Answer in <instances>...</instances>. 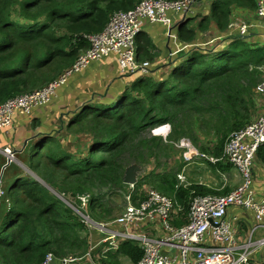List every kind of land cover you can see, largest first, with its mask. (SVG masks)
<instances>
[{"label": "trees", "instance_id": "obj_1", "mask_svg": "<svg viewBox=\"0 0 264 264\" xmlns=\"http://www.w3.org/2000/svg\"><path fill=\"white\" fill-rule=\"evenodd\" d=\"M141 1L0 0V106L57 80L91 47L87 35L102 32L117 11L134 9ZM236 8L255 11L257 0H211L209 14L199 20L191 17L179 26V38L193 45L177 57L167 76L157 78L151 71L136 78L112 102L80 105L61 129L73 130L66 137H89L85 150L77 143L71 151L54 135L29 141L18 156L50 187L17 162L5 169L0 264H43L49 253L60 260L88 252L89 228L57 194L75 204L77 195L90 192L94 218L109 219L112 210L92 190L128 188L123 182L126 168L133 163H152L161 156L170 158L172 141L187 137L200 151L223 157L230 134L257 118H253L258 110L254 96L260 95L256 88L264 75V44L233 36L210 48L196 45V37L197 32L205 33L212 26L222 33L229 31ZM140 34L138 57L152 59ZM164 124L171 125L167 141L151 134ZM257 157L264 163V144ZM1 160L0 170L5 163ZM205 160L219 172L232 167L226 158L217 163ZM185 164L183 161L178 171ZM146 178L184 205V212L174 220L177 227L189 221L192 197L231 191L230 187L219 191L197 183L180 185L177 173L164 172L138 181L132 193L135 203L146 196ZM122 256L134 264L144 251L126 241L101 260L119 264Z\"/></svg>", "mask_w": 264, "mask_h": 264}, {"label": "built area", "instance_id": "obj_2", "mask_svg": "<svg viewBox=\"0 0 264 264\" xmlns=\"http://www.w3.org/2000/svg\"><path fill=\"white\" fill-rule=\"evenodd\" d=\"M198 1L142 0L134 9L117 11L102 32L87 35L91 47L80 55L71 69L47 86L21 94L0 106V130L11 128L16 116L29 115L34 109L52 103L59 97V89L70 75L104 58L115 56L119 71L123 75H149L151 62L138 59L137 37L145 23L162 24L170 28L174 25L173 15L191 12L193 5ZM254 13L255 17L251 19L235 18L229 31L204 44L212 45L216 40L233 36L243 38L248 35L253 39L258 36L264 42V0H257ZM256 90L264 97V75ZM165 127L168 128L160 134L167 141L171 127ZM173 143L182 149L183 160L187 163L177 174L180 185L191 184L187 181L186 165L199 158L208 159L212 163L226 158L240 174V184L225 194L192 197L189 221L181 227L175 226L174 220L179 213L184 212V205L177 201L175 196L164 194L154 187H148L146 196L135 203L132 195L135 185H130L123 211L106 222L96 220L88 210L92 199L90 193L77 195L73 199L75 204L68 200V205L89 229L105 234L100 239V243L107 244L102 251V257H107L109 251H118L122 243L131 241L144 251L143 258L134 264H251L253 253L264 245V238L259 241L252 239L258 228H264V195H259L256 191L253 175L257 152L264 144V108L253 122L230 134L221 158L200 151L189 138H182ZM0 153L10 162L16 161L17 152L14 147L2 146ZM222 177L225 183L219 190L227 186L224 172ZM232 207L253 212L258 222L246 243L238 240L235 226L237 217L229 215ZM147 222L159 223L157 237H152L147 228L139 229L141 224ZM113 225L122 227V230L111 229ZM94 248L90 247L82 257L92 258ZM82 257L71 255L57 261L62 264H74ZM55 261V256L49 253L43 264H53Z\"/></svg>", "mask_w": 264, "mask_h": 264}, {"label": "crops", "instance_id": "obj_3", "mask_svg": "<svg viewBox=\"0 0 264 264\" xmlns=\"http://www.w3.org/2000/svg\"><path fill=\"white\" fill-rule=\"evenodd\" d=\"M210 1L211 0H200L193 5L192 11L184 14L173 15L174 25L172 27H165L162 24H152L145 23L142 31L140 32L143 38H140V41L149 46L150 54L153 56L152 59H145L151 62L152 74L157 78H162L167 76V73L170 72L173 68V62L176 63L177 57L182 55L183 51L188 50L192 47V43L185 42L179 38L178 28L179 26L187 21L189 18L193 17L195 19H200L201 17L209 14L210 12ZM254 11L248 9L238 10L237 8L234 11L235 18H245L251 19L254 16ZM225 33L220 32L212 26V28L203 33L197 32L196 45L202 47L215 48V46L224 39L220 41L216 40L212 45H206L204 43L211 41L213 38ZM256 42H262L261 38L258 36L254 37ZM215 43H217L215 45ZM204 44V45H203ZM139 47V46H138ZM139 77V74H127L123 75L119 71L118 62L115 56H110L92 63L86 69L75 73L66 84L60 89L59 97L54 100L52 103L46 105L47 107L52 105L55 108L52 110V113H59L62 117H65L66 114L72 115L76 112L78 107L84 101V99L91 98V93L89 94V89L102 88L103 90L107 89V96L115 97V93L123 92L127 87L133 83V81ZM60 98V99H59ZM59 99V100H58ZM262 109L256 117H258L264 108V97L261 98ZM45 107V106H44ZM37 108L32 111L31 114L25 116H16L13 120V125L9 129L0 130V146H11L17 149V151L22 152L27 144L29 143L30 131L33 127L31 123L32 118L35 116L37 118H46L47 116H52L51 110L47 108ZM258 111V110H257ZM254 118V119H255ZM253 119V120H254ZM41 120V119H40ZM68 122V120H63V124ZM65 128V127H64ZM34 130V129H33ZM63 133H67L63 130ZM67 137H72L67 135ZM82 137V136H81ZM80 137V138H81ZM19 147V148H18ZM254 187L259 195H264V163L260 160L259 157H256L254 164ZM199 185L205 187L219 190L220 186L214 185V182L200 179L197 182ZM221 191V190H219ZM231 217H237L235 221V226L237 228V237L239 242L246 243L250 239L253 227L258 224L255 220L253 212L246 211L238 207H232L229 211ZM156 224V225H155ZM155 224L151 222L143 223L139 226V229L147 228L152 237H157L158 233V222ZM142 226V227H141ZM111 229L122 230V227L118 225L111 226ZM105 234L100 233L96 230H91L89 234L90 246L95 247L96 256L101 264L102 262V251L105 249L106 244L100 243V239L104 237ZM264 238V228H258L252 235L254 241H259ZM92 257V256H91ZM83 259H86L83 261ZM264 263V245L253 253L251 259V264H263ZM53 264H62L60 261H55ZM74 264H99L95 262L90 257H82ZM119 264H132L127 257H119Z\"/></svg>", "mask_w": 264, "mask_h": 264}, {"label": "rangeland", "instance_id": "obj_4", "mask_svg": "<svg viewBox=\"0 0 264 264\" xmlns=\"http://www.w3.org/2000/svg\"><path fill=\"white\" fill-rule=\"evenodd\" d=\"M197 20H199V18ZM196 22H198V21H196ZM247 40L251 41V42H256L253 39V37H251ZM259 43L264 44L263 41L259 42ZM228 50H230V48ZM73 75H75V73L70 75L68 80ZM107 89H108V87L105 88L104 90L102 88H94V87L90 88L89 94L91 93L90 94L91 98L84 99V101L81 103V105L84 103H87V102L92 103V104L93 103H101V102L109 103V102L114 101L116 99V97H118L122 93V92L121 93H115V97L112 98L110 96H107ZM261 98H262V95H255L254 96V99L258 105L257 106L258 111L256 113H254L253 118L255 116H257L258 113L262 109ZM108 100H110V101L108 102ZM44 108L50 109L51 113H52V110L55 107L50 105L48 107L45 106ZM53 113H52V116H47L46 118H44V117L43 118L42 117L37 118L35 116L34 118L31 119V121L29 123H31L34 130L32 129V131L29 132L30 133V135L28 137L29 141L33 142L39 138H42V137H45L48 135H54V136L58 137L61 141H64L65 146L68 147L71 151L76 150L77 143H79L80 147L83 150H85L86 146L91 141V139H89V137L82 136L80 138L79 136L74 135L73 137L68 138V137H66V134H73V130L72 129L69 130L68 128H66L65 130H67V133H63V130L61 129V127H63V128L65 127V125L63 124V120L65 119V120L69 121L73 115L66 114L65 117H62L59 113H55V114H53ZM37 120H38V122H37ZM151 134L155 135L153 133V130L151 131ZM173 142L174 141L171 142L173 145L172 146L173 147V153L170 155V158L161 156V158L159 160H155L154 162L147 163L145 165H140L142 168V173L139 176V180L141 178L143 179L145 176L149 177L152 175V177H153V174H157V173H164V172L179 173L180 172V171H178L177 168L184 161L183 156H182V149L176 147ZM199 144H201V143H199ZM18 154L19 153L16 154V156L18 157V160H17V163H15V164L19 165L20 168L24 169L27 174H30L33 177L37 178L41 183H43V185L50 187L44 179H42L40 176H38L36 173L33 172V169L28 168L26 165H24V163L22 162V160L20 158V155L18 156ZM0 160L5 162V163L7 162L5 157L2 156L1 154H0ZM3 166L1 168V170L3 169ZM1 170H0V174H1ZM4 173H5V170L3 172L2 178L0 176V203H1V198H3L5 196V194L3 192L4 182L6 181L5 177H4ZM222 173L223 172H219V171L213 169L211 166H209L208 162L203 158L196 159L195 162H193V163L191 162L188 165H186L187 181L190 183L197 182L200 179H204L207 181L214 182V185H216V186L217 185L221 186L222 184L225 183V181L223 180V177H222ZM224 173L226 174V177H227V182L225 184V186L227 185L226 187H230L231 189H233L238 184H240V182H241L240 174L238 173V171L235 167H233V166L230 167V169ZM149 180L150 179L146 178V180L144 179L143 181L150 188L151 187L156 188L152 182H149ZM50 190L53 193L57 194L51 188H50ZM92 191H93V193H96L95 195H102L103 196L102 202L104 204H106L107 208H110L112 210L113 214L108 217L109 219H102L104 222H106V221H109L110 219H113L116 216V214H120L123 211V209L127 203L125 196L127 195V193H129L130 188L129 187L128 188H114L111 190H109L108 188H105L103 190L93 189ZM57 196L59 198H61L63 201H65L67 204H70V202L68 201V199L65 196H63L61 194H57ZM93 197H95V196H93ZM91 208H93V205H90V207H88V210L91 211L92 210ZM85 211H87V207H86ZM91 214H92V211H91ZM92 216H93V214H92ZM87 234H89L88 230H87ZM95 253H96V250H94L92 252V259L95 262L100 263V261L98 260V256H96ZM85 260L86 259H83V261H85Z\"/></svg>", "mask_w": 264, "mask_h": 264}, {"label": "water", "instance_id": "obj_5", "mask_svg": "<svg viewBox=\"0 0 264 264\" xmlns=\"http://www.w3.org/2000/svg\"><path fill=\"white\" fill-rule=\"evenodd\" d=\"M200 1V0H199ZM187 14H184V16H186ZM245 40H247L248 38H250V35L243 37ZM19 152V151H16ZM10 164V161H7V163L4 165L3 169L1 170V178L3 176V172L5 170V168ZM142 173V168L139 164L137 163H133L131 165H129L125 172H124V176H123V182L125 184L128 185H135L138 183L139 181V176Z\"/></svg>", "mask_w": 264, "mask_h": 264}, {"label": "clouds", "instance_id": "obj_6", "mask_svg": "<svg viewBox=\"0 0 264 264\" xmlns=\"http://www.w3.org/2000/svg\"><path fill=\"white\" fill-rule=\"evenodd\" d=\"M248 39H249V38H248ZM224 40H225V39H224ZM216 44H217V43H215V45H216ZM138 59H139V57H138ZM139 60H140V59H139ZM142 61H144V60H142ZM151 71H152V68H151ZM150 74H151V73H150ZM139 76H141V75H139ZM166 125H170V124H164V125H160V126H158V127H159V128H162V127H165ZM158 127H156V128L153 129V133H154V134H155V131H156V129H157ZM170 127H171V125H170ZM169 134H170V133H169ZM155 136H161V137H163L161 134H158V133L155 134ZM168 136H169V135H168ZM167 138H168V137H167ZM184 138H187V137H184ZM164 140H165V139H164ZM165 141H166V140H165ZM174 142H176V141H174ZM0 147H2V146H0ZM16 151H17V149H16ZM17 153H19V152H17ZM17 153H16V154H17ZM0 154H1L2 156L5 157L6 161H9V160L6 158L5 155H3L2 153H0ZM256 157H257V156H256ZM17 160H18V158H17V156H16V161H14V162H17ZM12 162H13V161H12ZM12 162H10V164H11ZM6 163H7V162H6ZM6 163H5V164H6ZM5 164H4V165H5ZM10 164H9V165H10ZM9 165H8V166H9ZM3 167H4V166H3ZM6 168H7V167H6ZM6 168H5V169H6ZM181 170H182V169H181ZM181 170H180V171H181ZM177 174H178V173H177ZM135 186H136V184H135ZM129 188H130V185H129ZM117 216H118V215H117ZM100 221H103V220H100ZM90 231H91V229H89V231H88L89 234H90ZM89 234H87V235H89ZM106 246H107V244H106ZM107 253H108V252H107ZM106 255H107V254H106Z\"/></svg>", "mask_w": 264, "mask_h": 264}, {"label": "bare ground", "instance_id": "obj_7", "mask_svg": "<svg viewBox=\"0 0 264 264\" xmlns=\"http://www.w3.org/2000/svg\"><path fill=\"white\" fill-rule=\"evenodd\" d=\"M167 128H168V127H162V128H159V127H158V128L156 129V133L160 134V133L166 131Z\"/></svg>", "mask_w": 264, "mask_h": 264}]
</instances>
